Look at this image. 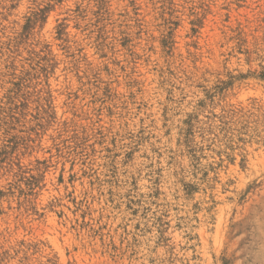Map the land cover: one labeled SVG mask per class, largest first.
Here are the masks:
<instances>
[{
    "label": "rangeland",
    "instance_id": "rangeland-1",
    "mask_svg": "<svg viewBox=\"0 0 264 264\" xmlns=\"http://www.w3.org/2000/svg\"><path fill=\"white\" fill-rule=\"evenodd\" d=\"M0 264H264V0H0Z\"/></svg>",
    "mask_w": 264,
    "mask_h": 264
}]
</instances>
